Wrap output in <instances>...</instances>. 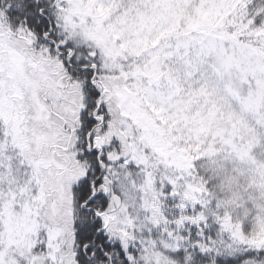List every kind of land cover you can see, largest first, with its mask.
I'll list each match as a JSON object with an SVG mask.
<instances>
[{"label":"snow or ice","instance_id":"1","mask_svg":"<svg viewBox=\"0 0 264 264\" xmlns=\"http://www.w3.org/2000/svg\"><path fill=\"white\" fill-rule=\"evenodd\" d=\"M0 264H264V0H0Z\"/></svg>","mask_w":264,"mask_h":264}]
</instances>
